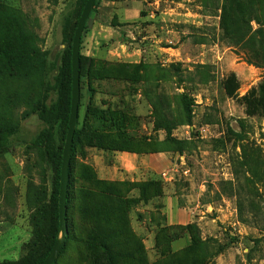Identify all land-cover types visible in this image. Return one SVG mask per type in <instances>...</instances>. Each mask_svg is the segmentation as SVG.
Returning a JSON list of instances; mask_svg holds the SVG:
<instances>
[{
	"label": "rangeland",
	"instance_id": "obj_1",
	"mask_svg": "<svg viewBox=\"0 0 264 264\" xmlns=\"http://www.w3.org/2000/svg\"><path fill=\"white\" fill-rule=\"evenodd\" d=\"M79 4L0 0V31L12 35V20L18 19L57 67L66 48L65 26L75 22ZM223 5L231 36L220 25ZM95 21L103 26V41L90 47ZM86 25L80 54L95 63L91 76L81 79L76 128H82L85 117L93 124V107L126 111L127 133L146 138V150L165 152L170 163L165 178L154 179L161 195H147L146 203L127 212L130 236L121 230L119 213L112 211L118 205L113 198L100 201L91 219L80 213L86 203L78 200V188L87 173L79 166H85V157L78 155L72 164L68 240L56 264H264V109L247 117L243 105L221 86L230 72L239 81L238 97L264 84V0H99ZM86 48L92 56L84 55ZM114 66L128 67L129 73L135 69V80L93 78L94 70ZM55 74L47 76L50 83ZM43 89L38 78L18 81L0 73L4 95L24 91L36 99ZM50 98L55 99L51 92ZM22 111H15L18 126L2 135L0 147V264L34 252L29 186L44 177L50 193L49 169L27 150L47 126L37 115L21 120ZM170 123L176 126L167 132L163 128ZM165 195L192 212L189 228L166 225L163 199L178 202ZM93 231L96 237H109L103 242L109 253L101 241L89 243Z\"/></svg>",
	"mask_w": 264,
	"mask_h": 264
},
{
	"label": "trees",
	"instance_id": "obj_2",
	"mask_svg": "<svg viewBox=\"0 0 264 264\" xmlns=\"http://www.w3.org/2000/svg\"><path fill=\"white\" fill-rule=\"evenodd\" d=\"M86 1L87 0H80L75 22L71 26L70 24L65 26L64 41L66 48L60 59V64L57 67L49 63L45 51H40L39 48L34 45L31 37L20 25L18 19L13 18L12 20L15 25V30L12 35L7 33V35H5L3 31H0V73L7 78L18 81L38 78L43 81L44 85L43 91L40 92L36 99L24 91L14 92L9 95H4L0 92V147L2 135L15 131L18 126V121L14 119L15 111L19 108H23L20 114L21 120H25L32 115H37L39 120L47 126V129L27 147V150L35 151L38 160L40 162L44 161L51 173L49 194L46 189L47 181L44 177H42L37 186L30 185L28 188L27 204L32 207L31 225L33 233L31 243L34 247V252H31L18 262H2L1 264H40L50 253L59 233L58 198L60 167L62 150L68 128L71 100V43L77 21ZM98 1L99 0L95 1L93 6L94 9L97 7ZM222 8L220 25L224 33L227 36H231L228 24L229 15L224 5ZM9 18H11V16ZM86 30L87 25L85 24L83 34ZM10 39L13 41V44L10 42ZM94 63L95 60L93 58L85 57L81 55L79 51L80 90L81 79L84 76H91L90 70ZM127 68L128 67L114 66L111 71L94 70L95 74L93 78L96 80L114 79L124 82L130 80L134 81L135 69L132 73H129ZM52 71H55L56 74L52 77L50 83L47 80V76ZM221 86L224 94L228 98L237 99L238 102L243 105L244 113L247 117L258 116L261 110L264 109V84H261L258 88H252L242 97H238V90L240 87L239 81L236 74L230 72L222 81ZM50 92L54 95L55 99H49ZM259 92H261V97L259 96ZM79 107L80 101L78 108ZM126 114V111L112 108L111 106H108L107 109L93 107L90 109L89 116L92 121L94 120L93 124L89 125L85 117L82 128L75 129L68 168L66 222L68 221L67 213L70 203L69 192L71 183L75 180L72 164L73 161L75 162L74 159H76L78 155H80V158L84 159V157H86L85 151L87 152L88 149L92 148L107 152L127 151L138 154L165 153L163 151L146 150L145 147L149 144L146 138L133 137L128 134L129 121ZM154 125L156 129H160L161 127L157 122ZM175 126L176 125L170 123V125H165L163 129L170 132ZM231 136L240 137V134L231 133ZM56 141L58 143L54 144ZM83 164L85 166L81 164L79 166L87 173L86 180H84L85 185L78 188L77 198L79 201L85 202L86 205L81 206L80 213L88 215L91 219L96 210V205L102 206L100 201L104 198H113L117 201L118 205H116V209L112 211L119 213V218L122 221L121 230L124 229L125 231H129L128 233L131 236L132 234L130 230H128L129 223L127 212H129L132 205L138 202L143 201L146 203L150 197H147V195H151V199L159 197L161 192L157 190V182L154 179L138 183L101 181L97 178L91 166L85 163ZM73 175L74 178L72 177ZM128 183H130V185ZM123 186H127L128 190L122 191L121 187ZM134 191L137 192V197L129 196V194ZM92 206L94 208L93 211L90 210ZM97 217L100 218V216ZM190 226L191 224H187L185 227L189 228ZM94 234H96L94 231L90 234L89 243L101 241L100 247L106 250L107 247L103 242H106L109 237H101L102 235L96 237ZM66 240H68V236H66ZM63 251L64 248L60 255ZM107 253H109V250ZM107 258L111 260L112 254L107 256ZM54 264H56V261Z\"/></svg>",
	"mask_w": 264,
	"mask_h": 264
},
{
	"label": "crops",
	"instance_id": "obj_3",
	"mask_svg": "<svg viewBox=\"0 0 264 264\" xmlns=\"http://www.w3.org/2000/svg\"><path fill=\"white\" fill-rule=\"evenodd\" d=\"M103 26L100 22L95 21L92 26V36L89 38L91 45L100 46L103 38L100 36V30ZM86 44V43H85ZM84 45V44H83ZM84 55H93L86 48ZM95 93L92 100L94 101ZM84 163L93 168L96 176L101 181L108 182H147L153 179L166 176L170 160L166 153L138 154L127 151H98L96 149H88ZM83 162V161H82ZM160 176V177H159ZM165 198L172 200L170 195ZM162 197V198H164ZM178 202V200H177ZM173 204H167L162 201L164 219L167 226H185L192 221V212L182 207L179 202L175 209H171ZM172 211V214L170 213ZM176 210V211H173ZM166 211V212H165Z\"/></svg>",
	"mask_w": 264,
	"mask_h": 264
},
{
	"label": "water",
	"instance_id": "obj_4",
	"mask_svg": "<svg viewBox=\"0 0 264 264\" xmlns=\"http://www.w3.org/2000/svg\"><path fill=\"white\" fill-rule=\"evenodd\" d=\"M96 0H87L80 17L77 21L71 43V100L68 119V128L66 131L65 142L62 150V160L59 179V198H58V222L60 237H57L50 253L40 264H54L62 252L67 236L66 222V197L68 191V168L72 153L73 136L78 121V106L80 101V83H79V51L81 38L85 24L93 9ZM59 236V235H58Z\"/></svg>",
	"mask_w": 264,
	"mask_h": 264
}]
</instances>
